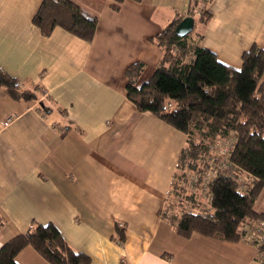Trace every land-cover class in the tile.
I'll use <instances>...</instances> for the list:
<instances>
[{"label": "crops", "instance_id": "crops-1", "mask_svg": "<svg viewBox=\"0 0 264 264\" xmlns=\"http://www.w3.org/2000/svg\"><path fill=\"white\" fill-rule=\"evenodd\" d=\"M42 1L0 0V69L35 95L0 87V247L51 223L89 264H264L246 237L175 231L164 209L187 135L126 95L127 67L143 63L138 86L151 77L162 51L150 38L189 0H70L97 19L90 41L59 26L44 35L32 22ZM204 6L195 29L219 61L238 69L252 45L264 50V0ZM253 210L264 214V186ZM16 262L48 264L29 247Z\"/></svg>", "mask_w": 264, "mask_h": 264}, {"label": "trees", "instance_id": "trees-1", "mask_svg": "<svg viewBox=\"0 0 264 264\" xmlns=\"http://www.w3.org/2000/svg\"><path fill=\"white\" fill-rule=\"evenodd\" d=\"M189 5L186 14L207 24L210 16L206 7L196 0H189ZM182 18L177 15L150 38L162 54L146 82L137 85L143 63L135 62L127 67L126 95L139 111L150 112L187 135L171 190L177 187L180 177L202 170L200 159L210 155L212 143L219 138H234L231 161L237 175L244 173L251 177L252 186L248 192L240 193L236 180L219 175L208 184L213 197L210 214L197 211V204L185 195L178 201L168 198L164 215L183 237L198 233L237 241L244 223L264 222V214L253 210L254 201L264 186V50L252 45L242 54L240 68H233L201 45L202 35L196 31L195 24L191 31L179 36L175 28ZM32 22L44 35L59 26L86 41L92 39L97 25L96 17L70 0H43ZM0 87L13 99L35 97L20 90L18 81L2 69ZM174 193L179 196V192ZM186 201L191 204L190 209L184 207ZM122 239L119 236L120 242ZM27 247L48 264L90 262L87 255L69 246L53 224L32 222L25 233L2 244L0 264H17V255ZM259 252L264 256V241Z\"/></svg>", "mask_w": 264, "mask_h": 264}, {"label": "built area", "instance_id": "built-area-1", "mask_svg": "<svg viewBox=\"0 0 264 264\" xmlns=\"http://www.w3.org/2000/svg\"><path fill=\"white\" fill-rule=\"evenodd\" d=\"M208 1L197 0V3L203 6ZM234 145L235 140L233 137L219 138L212 143L210 145V155L200 159L202 170L188 173L177 180V187L171 190L173 199L178 201L180 196L187 195L192 198L193 203L197 204V211L202 212L204 215L210 214L212 212L210 204L213 197L208 184L219 175L229 176L236 180L240 193L246 194L252 186V179L244 173L236 174L235 166L231 161ZM174 191L179 192V196L175 195ZM190 205L188 201L184 203V207L187 209H190ZM244 230V227L239 230L241 237H246L259 249L264 241V222H254L250 233L243 234Z\"/></svg>", "mask_w": 264, "mask_h": 264}, {"label": "water", "instance_id": "water-1", "mask_svg": "<svg viewBox=\"0 0 264 264\" xmlns=\"http://www.w3.org/2000/svg\"><path fill=\"white\" fill-rule=\"evenodd\" d=\"M194 20L192 16H185L176 26L175 30L179 36H184L193 28Z\"/></svg>", "mask_w": 264, "mask_h": 264}, {"label": "rangeland", "instance_id": "rangeland-1", "mask_svg": "<svg viewBox=\"0 0 264 264\" xmlns=\"http://www.w3.org/2000/svg\"><path fill=\"white\" fill-rule=\"evenodd\" d=\"M170 197H172V195Z\"/></svg>", "mask_w": 264, "mask_h": 264}]
</instances>
